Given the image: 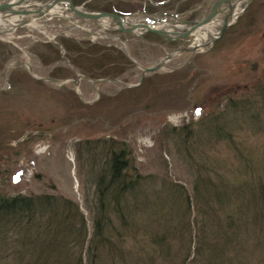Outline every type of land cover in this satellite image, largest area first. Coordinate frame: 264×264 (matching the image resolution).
<instances>
[{"label":"rangeland","instance_id":"1","mask_svg":"<svg viewBox=\"0 0 264 264\" xmlns=\"http://www.w3.org/2000/svg\"><path fill=\"white\" fill-rule=\"evenodd\" d=\"M132 1L144 7L145 0ZM195 1L191 10L172 15L178 21L197 20L208 14L216 0ZM252 7V18L244 25ZM129 14L158 17L162 12L139 10ZM12 18L2 16L0 21ZM172 21L163 18L159 25L172 30ZM31 23L33 26L23 25L12 33L0 34V44L10 50L3 64V69L9 67L8 72L5 77L3 69L0 73V192L68 199L78 206L91 233L93 214L99 206L97 181L109 158L107 144L113 141L116 148L121 143L126 145L141 175L181 183L189 194L196 167L215 180H243L250 172L264 177V0L247 2L236 21L211 45L194 54L177 53L162 70L153 73L157 74L154 86L142 99L133 101L118 97L137 87L95 85L94 80L80 74L57 78L74 80L76 86L42 81L49 78L50 66L44 68L34 58L31 47L36 42L54 44L62 36L73 37L112 44L123 52L126 48L128 54L133 51L136 55L138 65L150 67L167 54L194 46L195 41L184 37L173 41L172 46L149 42L144 40L146 35L137 38L118 31L115 23L85 22L69 13L65 17L49 14ZM216 23L211 24V31ZM180 26L179 31L188 28ZM56 66L69 68L65 61ZM15 69L22 70L25 76L22 81L17 79L12 89L8 76ZM140 74L134 65L125 83L138 84ZM229 100L251 103L260 112L261 129L252 123L244 125L234 134L231 144L192 146L193 160L185 158L183 142L171 134L172 129H196L201 118L215 115Z\"/></svg>","mask_w":264,"mask_h":264},{"label":"trees","instance_id":"2","mask_svg":"<svg viewBox=\"0 0 264 264\" xmlns=\"http://www.w3.org/2000/svg\"><path fill=\"white\" fill-rule=\"evenodd\" d=\"M74 3L117 15L139 10L172 15L191 10L196 1L145 0L144 7L132 0ZM253 8L246 13L244 25ZM144 40L175 45L155 34ZM7 48L0 44V73L10 55ZM31 48L44 68L50 66L48 77L56 80L80 74L86 79L128 83L126 74L134 66L112 44L73 37L62 36L54 44L36 42ZM129 54L137 60L133 51ZM64 61L69 68L56 66ZM24 76L19 69L10 73L12 89ZM155 78L157 74L145 78L118 98L142 99ZM251 123L261 129L260 112L247 101L229 100L215 115L201 118L196 129L183 127L176 132L173 128L171 134L183 142L185 158L193 160L192 146L231 144L234 134ZM115 144H107L109 158L97 181L99 206L91 233L78 206L68 199L0 192V264H264V177L250 172L243 180H215L196 167L189 194L181 183L141 175L126 145L116 148Z\"/></svg>","mask_w":264,"mask_h":264},{"label":"water","instance_id":"3","mask_svg":"<svg viewBox=\"0 0 264 264\" xmlns=\"http://www.w3.org/2000/svg\"><path fill=\"white\" fill-rule=\"evenodd\" d=\"M251 0H247V2H250ZM235 2L236 0H216L211 6L210 11L208 14L204 15L203 17L193 20V21H178L176 20L174 15L162 13L158 17H162L169 20H175L180 25H185L188 28L183 31L179 30H170L162 26L161 27H155V26H149V25H142L137 24L135 22H132L130 20L131 14L129 15H121V14H114L109 12H92L89 10H85L82 6H78L76 3H74V0H0V19L2 16L4 17H24L26 18L18 24L16 27H23V25H28L30 23V20L34 18L35 20H43L45 16L49 15L50 11L54 8L62 10L64 13H69L74 16L75 19L82 20V21H89V22H97V21H103L110 19L112 23H115L118 27V31L120 30L123 33L131 34L134 37H141L148 34H155L160 38H164L165 40L169 42L177 41L180 39H183L184 37H189L192 40L195 41L196 34L199 33L201 30L204 29L206 25L214 24L215 22L220 21L219 25V33L211 39L210 42H205V44H195L191 47H185L184 49H178L177 51H174L173 53L167 54L158 61L156 64L150 67H144L138 65L136 61H134L132 58H130V55L128 54L127 49L125 48V55L129 58V60L139 67L141 70V77L139 80V83L136 85H128L123 81H119L116 79H107V78H101L100 80H94L95 85H99L100 83H116L120 85L121 87L125 88H132V87H138L143 82V79L146 75L153 74L157 71H160L163 69L165 64L170 61L177 53H184V52H191L195 53L197 49L205 48L206 46L211 45L215 40L219 39L224 32L226 31V28L231 26L238 16L235 17ZM148 16V15H145ZM150 17V16H148ZM127 26L128 28H126ZM120 42H123L122 40ZM9 67H4V77L7 74V70ZM27 70H29L30 73H32V69L27 67ZM42 81H51L55 84L59 83L61 85H64L65 83H72L74 86H76V82L74 80H68L63 81L59 79H41Z\"/></svg>","mask_w":264,"mask_h":264},{"label":"bare ground","instance_id":"4","mask_svg":"<svg viewBox=\"0 0 264 264\" xmlns=\"http://www.w3.org/2000/svg\"><path fill=\"white\" fill-rule=\"evenodd\" d=\"M246 3H247V0H236L235 6H234L235 9H236L235 10V17H234V19L236 18V16H238L243 11ZM49 14H51V16H53V17L54 16H56V17H65V14L66 13H64L60 9L54 8V9H52L50 11ZM140 17L141 18L144 17L143 18L144 20H142L143 23H142ZM25 19L26 18H24V17H14V18L11 19V21H6V22L5 21L4 22L3 21H0V34L1 33H12L14 31L15 27L18 24H20L21 22H23V20H25ZM130 20L132 22H135V23L139 24V25L140 24H142V25H148L149 23H147V24L144 23V22H146L148 20L149 22L151 21V23L149 24V26L152 25V26H155V27H157V26L158 27H161L162 25H159V23L162 22L163 18L162 17H154V16H151V15H150V17H148V16H145V15L140 14V15L131 16L130 17ZM33 21H36V20L34 18H32V20H30V23H29L32 26H33L34 23H31V22H33ZM102 22L105 23V24L112 23V21L110 19L103 20ZM171 24H174L175 25V26H172L173 27L172 30H176L177 31V30L181 29V26L179 25V23L177 21L173 20L171 22ZM212 25L209 26V27L208 26L207 27H204L203 30H201L199 33H197L195 35L196 36V38H195V44H205V42H210L211 39H213L217 35L218 30H219L218 28H219V25H220V21L218 23H216L215 26H213L214 27V30L211 31ZM116 26H119V25H116ZM125 27L128 28L127 26H125ZM182 28H184V27H182ZM101 29L104 30V27H101Z\"/></svg>","mask_w":264,"mask_h":264},{"label":"snow or ice","instance_id":"5","mask_svg":"<svg viewBox=\"0 0 264 264\" xmlns=\"http://www.w3.org/2000/svg\"><path fill=\"white\" fill-rule=\"evenodd\" d=\"M197 111H199V110H197ZM18 178V177H17Z\"/></svg>","mask_w":264,"mask_h":264},{"label":"flooded vegetation","instance_id":"6","mask_svg":"<svg viewBox=\"0 0 264 264\" xmlns=\"http://www.w3.org/2000/svg\"><path fill=\"white\" fill-rule=\"evenodd\" d=\"M212 5V4H211Z\"/></svg>","mask_w":264,"mask_h":264}]
</instances>
